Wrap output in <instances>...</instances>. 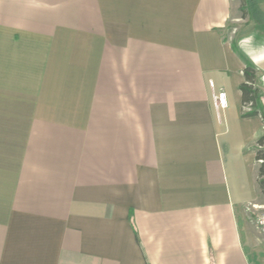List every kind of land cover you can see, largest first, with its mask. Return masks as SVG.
Masks as SVG:
<instances>
[{
  "label": "crops",
  "instance_id": "1",
  "mask_svg": "<svg viewBox=\"0 0 264 264\" xmlns=\"http://www.w3.org/2000/svg\"><path fill=\"white\" fill-rule=\"evenodd\" d=\"M232 3L0 0V264H259Z\"/></svg>",
  "mask_w": 264,
  "mask_h": 264
},
{
  "label": "rangeland",
  "instance_id": "2",
  "mask_svg": "<svg viewBox=\"0 0 264 264\" xmlns=\"http://www.w3.org/2000/svg\"><path fill=\"white\" fill-rule=\"evenodd\" d=\"M241 0H233V11L223 33L238 54L248 58L251 54L264 53V28L257 26L241 7ZM259 8L264 12V0ZM264 203V199H263ZM264 213V204L248 210V236L257 262L264 264V246L258 227V218Z\"/></svg>",
  "mask_w": 264,
  "mask_h": 264
},
{
  "label": "trees",
  "instance_id": "3",
  "mask_svg": "<svg viewBox=\"0 0 264 264\" xmlns=\"http://www.w3.org/2000/svg\"><path fill=\"white\" fill-rule=\"evenodd\" d=\"M263 0H241V7L257 26L264 28V12L259 8ZM233 49L234 47L231 46ZM235 50V49H234ZM243 80L239 84L240 101L246 109L242 112L243 117L258 115L264 122V97L260 90V80L253 62L242 55ZM255 159L259 162L257 168L256 183L260 193L264 196V134L256 140Z\"/></svg>",
  "mask_w": 264,
  "mask_h": 264
},
{
  "label": "built area",
  "instance_id": "4",
  "mask_svg": "<svg viewBox=\"0 0 264 264\" xmlns=\"http://www.w3.org/2000/svg\"><path fill=\"white\" fill-rule=\"evenodd\" d=\"M218 104L221 106L225 105V96L223 92H219L216 96ZM258 224L260 226L261 232H262V239H263V245H264V213L260 215L258 218Z\"/></svg>",
  "mask_w": 264,
  "mask_h": 264
}]
</instances>
